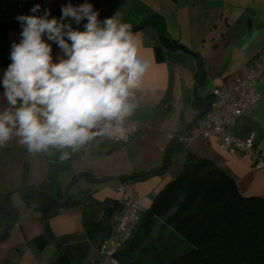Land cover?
<instances>
[{"label": "crops", "instance_id": "1", "mask_svg": "<svg viewBox=\"0 0 264 264\" xmlns=\"http://www.w3.org/2000/svg\"><path fill=\"white\" fill-rule=\"evenodd\" d=\"M53 1L0 0V9L3 17L10 18L24 3L44 7ZM93 2L84 0L76 6L92 4L101 21L118 13L141 39L140 56L151 63L142 89L136 94L138 106L126 121L135 122L137 131L125 144L96 138L66 161H61L60 152L54 149L30 155L16 137L0 147L2 193L17 190L23 182L24 172L31 186L47 182L50 162L70 166L58 177L62 191L73 178L82 174L87 178L77 179L75 187L78 189L72 194L71 201L63 204L49 220L48 234L41 224L40 213L14 195L13 202L20 215L8 236L0 241V264H51L58 248L69 264H95L100 245L112 235V223L122 211L118 188L126 181L120 178L159 168L168 146L200 113L196 100L199 105H204V99L211 98L213 88L233 84L246 72L249 61L264 51V0H165L167 7L160 6L158 0L156 7L150 6V11L135 15L132 22H128V13L118 0ZM152 15L156 17L140 27ZM61 16L56 18L59 20ZM196 17H199L197 23ZM64 23L83 31L87 20L77 25L67 18ZM161 30L167 39L177 41L186 49H169L161 45ZM7 38L10 42L20 41L21 32L11 30ZM47 42L52 46L53 62H58L64 55L62 50L54 42ZM157 49L161 59H158ZM194 54L200 56L201 68L199 58ZM9 64H0V110L7 107L2 80ZM201 74L204 84L194 95L193 89L201 83L198 82ZM255 87L260 94L259 101L250 114L236 120L231 133L239 139L251 137L264 157V75L255 82ZM171 146L174 153L170 168L133 184L141 197L142 211L150 206L155 193L178 175L187 152L213 160L233 178L240 194L264 198V169H255L246 155L223 148L218 137L197 138L188 146L177 140ZM80 181L82 184L78 185ZM107 198L120 204L111 217L104 213ZM39 237L45 240L42 247L37 245Z\"/></svg>", "mask_w": 264, "mask_h": 264}, {"label": "clouds", "instance_id": "2", "mask_svg": "<svg viewBox=\"0 0 264 264\" xmlns=\"http://www.w3.org/2000/svg\"><path fill=\"white\" fill-rule=\"evenodd\" d=\"M61 12L59 20L48 11L18 17L21 40L12 45L2 80L7 107L0 110V147L16 137L30 155L54 149L66 161L97 137L127 139L126 121L151 63L118 13L101 21L90 3H69ZM67 18L77 25L86 19L84 30L64 23ZM47 41L62 50L58 62Z\"/></svg>", "mask_w": 264, "mask_h": 264}, {"label": "trees", "instance_id": "3", "mask_svg": "<svg viewBox=\"0 0 264 264\" xmlns=\"http://www.w3.org/2000/svg\"><path fill=\"white\" fill-rule=\"evenodd\" d=\"M82 1L61 0L49 18L61 15L62 7L69 3L75 7ZM34 6L22 4L13 17L33 13L31 9ZM2 19L9 18L1 14ZM11 30L22 32L21 22L0 25L1 65L10 63L12 45L20 42L8 40L7 34ZM161 39L160 44L164 47L185 49L177 41L167 39L163 32ZM194 55L200 61V56ZM158 59H161L159 52ZM197 74L199 76V70ZM198 82H202V74ZM210 101L211 98L204 99L206 109L201 116L208 111ZM195 103L201 112L205 104L199 105L197 100ZM173 153L174 148L170 146L159 168L120 179L134 184L161 174L172 165ZM41 186L29 185L24 172L23 182L17 190L21 192L24 204L33 206L40 213L41 224L48 234L49 220L58 213L63 205L58 202L65 197L56 182L51 189H42L39 199L33 203ZM12 192H0V241L8 236L19 215L11 199ZM71 199L70 194L67 203ZM120 204L122 206L121 201ZM120 204L113 199H105L104 213L111 217ZM171 237L173 243L168 247L166 240ZM176 239L185 240L192 248L175 255V245L182 243ZM37 241L39 247L45 244L44 237ZM115 258L117 264H264V198L240 194L233 178L213 160L187 152L181 171L155 193L150 206L141 212L138 223ZM51 264H69V261L58 248Z\"/></svg>", "mask_w": 264, "mask_h": 264}, {"label": "built area", "instance_id": "4", "mask_svg": "<svg viewBox=\"0 0 264 264\" xmlns=\"http://www.w3.org/2000/svg\"><path fill=\"white\" fill-rule=\"evenodd\" d=\"M262 75H264V51L249 61L246 72L236 78L233 84L213 88L208 111L186 133L180 135L178 140L184 146H188L197 138L218 137L223 148L246 155L255 169H264V157L255 148L253 139L251 137L239 139L231 133L236 120L240 116L250 114L259 101L260 94L255 87V82ZM125 126L131 129L126 140L98 138L125 144L136 133L137 125L129 121ZM118 191L121 195L122 211L112 223V235L100 245L99 259L95 264H117L115 254L131 235L142 212L141 197L132 183L123 182Z\"/></svg>", "mask_w": 264, "mask_h": 264}, {"label": "water", "instance_id": "5", "mask_svg": "<svg viewBox=\"0 0 264 264\" xmlns=\"http://www.w3.org/2000/svg\"><path fill=\"white\" fill-rule=\"evenodd\" d=\"M61 0H54L52 3H50L49 5H47V6H44L42 9H40L38 12H35V13H31V14H27V15H39V16H42V15H44V13L46 12V11H48V12H51L52 10H53V8H54V6L57 4V3H59ZM92 1V0H91ZM98 8L100 9V11H102V9L98 6ZM103 12V11H102ZM104 13V12H103ZM105 14V13H104ZM21 16H23V15H21ZM18 17H20V16H17V17H13V18H9V19H2V20H0V25H8V24H11V23H15V22H19V20H18ZM154 17H156V16H152L151 18H149L148 20H146V21H144L141 25H140V27H143L146 23H148L149 21H151L152 19H154ZM162 31L163 30H161V32L159 33V41H160V43H162ZM182 46V45H181ZM184 47V46H183ZM185 48V47H184ZM186 49V48H185ZM204 84V79H203V81L199 84V85H197V86H195L194 87V89H193V94L195 95L196 94V91H197V89L200 87V86H202ZM196 99H197V97H196ZM205 109H206V104H205V106H204V109L198 114V116L187 126V128L183 131V134L184 133H186L196 122H197V120L201 117V114H203L204 113V111H205ZM179 137V136H178ZM178 137H176L173 141H172V143H171V145L175 142V141H177L178 140ZM170 145V146H171ZM170 146H168V148L167 149H169L170 148ZM70 169V166H69V164H66V163H58V162H50L49 164H48V167H47V182H45V183H43L42 184V186L40 187V189H39V194H38V196H37V198H36V200L33 202V203H35L38 199H39V197H40V192L42 191V189H51L52 188V184H55L56 182H58L59 183V181H58V177H59V175L61 174V173H64V172H67L68 170ZM78 178H82V179H87L86 178V176L84 175V174H82V175H79V176H77V177H75V178H73V180L64 188V190H63V193H64V200L63 201H59L58 203H60V204H65V203H67L68 202V200H69V195L71 194V196H72V193L70 192V190H71V188H72V186L74 185V183L75 182H77V179ZM112 179H118V178H112ZM14 195H18L19 197H20V199H21V201L23 202V203H25V201H24V198H23V196H22V194H21V192L19 191V190H14L13 192H12V194H11V199H13V196Z\"/></svg>", "mask_w": 264, "mask_h": 264}, {"label": "rangeland", "instance_id": "6", "mask_svg": "<svg viewBox=\"0 0 264 264\" xmlns=\"http://www.w3.org/2000/svg\"><path fill=\"white\" fill-rule=\"evenodd\" d=\"M64 1H66V0H64ZM118 2L120 3L121 7L124 8V11H126L128 13V20H130L128 22H132L135 18V15L140 14L143 11H150V6L156 7L158 5V0H157V2H155L154 0H118ZM159 2H161L160 6L167 7L165 0H159ZM102 11L104 12L103 9H102ZM191 14L194 16H197L194 13H191ZM152 16H150L149 18H151ZM149 18H147V19H149ZM198 20H199V17H196L195 23H197ZM163 26H164V23H163ZM197 28L199 29V26H197ZM75 184H76V182L74 183V185L72 186V188L70 190V192L73 195H74L75 191L78 189L77 186L75 187ZM79 184H82V181H80L78 183V185ZM176 240H177V242H182V243H180L177 246L175 245V248H174L175 255H180L182 252L187 251L188 249L192 248V245L190 243L186 242L185 240H181V241L178 239H176ZM172 241H173L172 237L166 240L168 247L170 245H172V243H173Z\"/></svg>", "mask_w": 264, "mask_h": 264}]
</instances>
